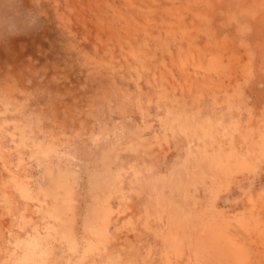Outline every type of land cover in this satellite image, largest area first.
Listing matches in <instances>:
<instances>
[{
    "label": "rangeland",
    "instance_id": "rangeland-1",
    "mask_svg": "<svg viewBox=\"0 0 264 264\" xmlns=\"http://www.w3.org/2000/svg\"><path fill=\"white\" fill-rule=\"evenodd\" d=\"M0 264H264V0H0Z\"/></svg>",
    "mask_w": 264,
    "mask_h": 264
},
{
    "label": "clouds",
    "instance_id": "clouds-1",
    "mask_svg": "<svg viewBox=\"0 0 264 264\" xmlns=\"http://www.w3.org/2000/svg\"><path fill=\"white\" fill-rule=\"evenodd\" d=\"M38 23H39V22L37 21V25H38Z\"/></svg>",
    "mask_w": 264,
    "mask_h": 264
}]
</instances>
